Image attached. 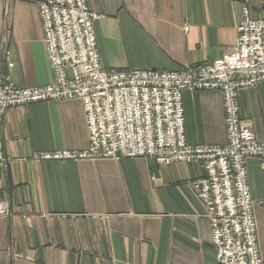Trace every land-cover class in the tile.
<instances>
[{"label": "crops", "instance_id": "crops-1", "mask_svg": "<svg viewBox=\"0 0 264 264\" xmlns=\"http://www.w3.org/2000/svg\"><path fill=\"white\" fill-rule=\"evenodd\" d=\"M43 0H0V75L19 89L52 83L39 16ZM101 64L108 71L176 72L230 53L249 9L262 0H88ZM9 64L13 67L9 68ZM241 115L264 142V82L240 91ZM189 145H223L220 91L183 92ZM0 163V264H218L207 209L192 184L199 164L152 159L35 160L84 151L82 103L48 101L9 109ZM264 259V169L248 162ZM4 211H6L4 213Z\"/></svg>", "mask_w": 264, "mask_h": 264}, {"label": "built area", "instance_id": "built-area-1", "mask_svg": "<svg viewBox=\"0 0 264 264\" xmlns=\"http://www.w3.org/2000/svg\"><path fill=\"white\" fill-rule=\"evenodd\" d=\"M243 13L236 47L222 58L176 72L108 71L98 50L94 26L98 16L88 0H43L39 16L53 81L19 89L9 75H0V163L6 162L2 138L6 111L78 100L89 147L40 153L35 160L143 158L163 166L199 164L204 174L192 186L207 209L218 264H264L248 170L253 158L264 169V142L257 139L253 121L242 117L239 103L241 90L264 82V16L252 19L247 7ZM185 90L222 93L223 145L188 144Z\"/></svg>", "mask_w": 264, "mask_h": 264}, {"label": "rangeland", "instance_id": "rangeland-1", "mask_svg": "<svg viewBox=\"0 0 264 264\" xmlns=\"http://www.w3.org/2000/svg\"><path fill=\"white\" fill-rule=\"evenodd\" d=\"M118 71H120V70H118ZM53 161V160H52Z\"/></svg>", "mask_w": 264, "mask_h": 264}]
</instances>
